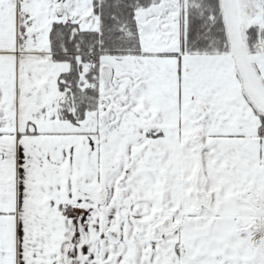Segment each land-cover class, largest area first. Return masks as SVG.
<instances>
[{"label": "snow or ice", "instance_id": "snow-or-ice-1", "mask_svg": "<svg viewBox=\"0 0 264 264\" xmlns=\"http://www.w3.org/2000/svg\"><path fill=\"white\" fill-rule=\"evenodd\" d=\"M0 264H264V0H0Z\"/></svg>", "mask_w": 264, "mask_h": 264}]
</instances>
